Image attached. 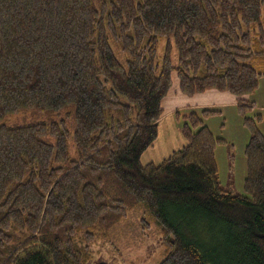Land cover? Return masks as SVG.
Here are the masks:
<instances>
[{
	"label": "trees",
	"instance_id": "trees-1",
	"mask_svg": "<svg viewBox=\"0 0 264 264\" xmlns=\"http://www.w3.org/2000/svg\"><path fill=\"white\" fill-rule=\"evenodd\" d=\"M173 73L185 97H234L245 195L219 182L213 108L176 111L185 145L141 164ZM262 76L264 0H0V264H87L138 206L159 264H264V136L245 117Z\"/></svg>",
	"mask_w": 264,
	"mask_h": 264
},
{
	"label": "rangeland",
	"instance_id": "rangeland-1",
	"mask_svg": "<svg viewBox=\"0 0 264 264\" xmlns=\"http://www.w3.org/2000/svg\"><path fill=\"white\" fill-rule=\"evenodd\" d=\"M165 45L164 40L159 42L158 58L162 55ZM176 56V51L173 49L171 53L173 65L177 64ZM174 90L178 91L177 80L173 73V86L169 96L164 100V108H166V101H169L168 99L173 95L171 92ZM232 97L226 93L208 91V93L194 96L192 102L216 104L228 102ZM248 100L255 104V108L247 112L245 117L257 119L256 116L259 115L257 126L264 136V76L259 79L257 90L248 97ZM213 109L219 110L220 113L207 118L205 123L214 137L226 141L225 144L218 145L215 150L219 182L223 188L235 194L245 195L243 190L246 176L245 150L249 140V131L244 127L243 118L238 114L235 106L215 107ZM12 120L16 123L27 122L28 116L19 115L13 117ZM141 220H144L145 224ZM100 235L91 245L93 254L87 264L99 262L108 264H159L165 256L159 226L143 206L133 209L124 220H121L105 234L101 233Z\"/></svg>",
	"mask_w": 264,
	"mask_h": 264
},
{
	"label": "crops",
	"instance_id": "crops-1",
	"mask_svg": "<svg viewBox=\"0 0 264 264\" xmlns=\"http://www.w3.org/2000/svg\"><path fill=\"white\" fill-rule=\"evenodd\" d=\"M171 93L173 95L170 97V99H168L169 101H166V108H164V100L169 95H167L162 101L163 115L158 121V138L154 142V144L149 149H147L141 156L140 162L142 165H146L149 163L159 164L162 160L167 158L173 151H176L185 145V140L182 138L179 132V123L174 117V113L176 111H182L186 113L192 110H199L200 108L203 109L224 106L236 107L234 97H232V99H229L230 101L228 102L225 101L216 104H200L198 102H192L193 97H187L186 99V97L181 95L177 90H174ZM194 105L196 106L194 107ZM179 106L183 107L180 108Z\"/></svg>",
	"mask_w": 264,
	"mask_h": 264
}]
</instances>
